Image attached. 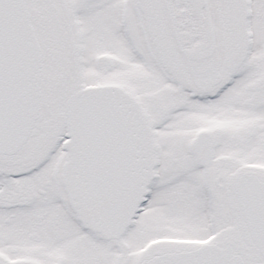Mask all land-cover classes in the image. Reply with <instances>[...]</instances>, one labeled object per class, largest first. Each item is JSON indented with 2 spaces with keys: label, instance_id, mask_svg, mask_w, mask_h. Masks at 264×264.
<instances>
[{
  "label": "snow or ice",
  "instance_id": "1",
  "mask_svg": "<svg viewBox=\"0 0 264 264\" xmlns=\"http://www.w3.org/2000/svg\"><path fill=\"white\" fill-rule=\"evenodd\" d=\"M0 264H264V0H0Z\"/></svg>",
  "mask_w": 264,
  "mask_h": 264
}]
</instances>
